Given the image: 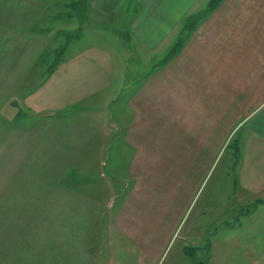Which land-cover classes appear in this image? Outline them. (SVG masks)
I'll list each match as a JSON object with an SVG mask.
<instances>
[{"label": "rangeland", "instance_id": "374dc122", "mask_svg": "<svg viewBox=\"0 0 264 264\" xmlns=\"http://www.w3.org/2000/svg\"><path fill=\"white\" fill-rule=\"evenodd\" d=\"M80 1V27L70 29V36L63 33V40L78 43L79 36L83 40L86 33L82 26L91 28L92 33L86 34L90 41L99 27L116 29L122 40L112 49L119 50L124 61L115 78L125 79L128 87L125 95L123 88L124 97L113 102L95 97L92 104L65 106V114L84 120L86 130L94 132L81 150L70 153V160L65 158L66 152L84 138L74 136V121H60L64 94L56 89L55 72L47 63L45 69L25 71L18 63L24 54L15 57V49L24 47L25 34L30 36L34 30L44 33L53 19L9 30L6 20L1 22L2 16L24 10L20 0H0V264H41L40 235L48 230L49 250L60 241L51 232L56 226L62 231L57 234L65 250L62 264H264V166L252 167L245 180L236 176L237 140L243 129L236 128L226 137L237 117V113L232 118L227 112L233 106L231 97L217 116L207 109L215 96L205 93L203 102H198L200 99L185 92L189 83L195 85L192 81L196 76L205 87L222 90L227 85L223 83L227 66L246 67V59L229 54L223 60L225 70L218 69V61L213 65L206 62V69L214 70L199 74L194 69L184 71L178 59L164 71L162 59L168 51L152 59L142 58L125 31L126 20L122 26L116 24L122 17L102 21L90 6L84 7V0ZM237 1L239 8L224 7L198 29V36L194 34L197 48L203 37L216 39L213 34L222 30L228 17L236 22L239 34L263 31L264 26L254 22V18L264 17L263 0ZM63 8L71 10L60 5L46 12H61ZM245 44V48L250 44L256 49L263 47L258 41L246 40ZM103 45L111 46L108 42ZM42 47L49 51L46 59L53 62L54 43ZM29 49L35 50L31 44ZM259 64L257 59V69ZM246 65L252 67L251 62ZM168 68L174 70L170 83ZM150 72L160 74L149 101L153 100V109L146 108V94L142 106L127 104L136 87L145 90ZM216 73L220 80L214 77ZM255 77L257 82L263 80L261 73ZM33 91L32 99L24 96ZM255 91L258 102L264 90ZM239 95L244 97L246 90H240ZM33 100L40 106H32ZM242 106L252 107L242 103L240 113ZM190 111L194 117L204 116V129L209 118L218 117L208 126L207 140L190 137L191 121H184ZM135 125L136 137L127 136ZM54 180L61 182L59 191L51 183Z\"/></svg>", "mask_w": 264, "mask_h": 264}, {"label": "crops", "instance_id": "0c3cea01", "mask_svg": "<svg viewBox=\"0 0 264 264\" xmlns=\"http://www.w3.org/2000/svg\"><path fill=\"white\" fill-rule=\"evenodd\" d=\"M212 1L213 0H84L86 3L84 7L90 6L93 9L94 15H97L99 19L105 22H114L115 19L122 17L118 20L119 22L116 23L119 26H122L125 24L126 20L127 24H125V31L129 34L130 40H134L136 51L142 58L146 57L152 59L155 56H158L161 51H164V53L168 51L162 59L164 62V71L167 66H175L178 59L184 64V71L190 72L194 69L195 74H199L203 70L209 72L214 70L213 67L206 69V62L213 65V62L216 63L218 61V69L225 70L226 65L223 63V60L227 55H243V59H246L244 61L246 67L239 68L238 65H228V75L223 78V83L227 85H223L222 90L214 86L211 88L209 86L205 87L199 79V76H196L195 80L192 81L195 85L193 86L189 83V87L186 86L185 92L187 90L193 98H196L197 100L200 99L198 102H203L202 97L205 93L215 96L212 103L207 105V109L208 112L212 111L217 116L219 113L222 114L223 105L226 100L231 97V104H233V106L232 109L227 112L231 113L232 118L237 113V117H235L234 124H232L229 131L226 133V137H228L236 128H238V130L243 129L237 140L238 153L236 152V156H238V161L236 162V176L245 180L250 177V170L252 167L256 166L257 168H260L264 166V92L261 91L262 93H259L263 95V97H261L258 102L255 100V90H264V28L263 31H260L257 34L254 31L252 33L249 32L248 34H239L238 28H234L236 22H231L230 20L232 19L228 17L223 20L222 30H218V32L213 34L216 35V39H212L211 41L210 35L209 37H203V39L201 38L202 41L199 40L201 47L197 48L198 44L195 41L194 34L202 25H204V23L213 19V16L218 14L226 6V9L230 7H233V9H236V7L239 8L237 0H219L217 5L211 8ZM20 2L21 9L24 10L22 14H15L10 17L2 16L4 19L0 18V20L3 19L1 22L6 20L9 30H12L16 25H22L24 28H29L35 21H38L39 19H47V17L53 19V23H51L50 27H48L44 33L43 31L34 30L30 31L32 32L29 34L30 36H26L25 34V41L23 43L24 47L22 50L15 49L17 51L15 57L21 53L24 54L22 56V61H19L18 63L23 64L25 71L31 70L32 68L43 69L42 67L45 69V67L49 66L52 68V71L55 72L56 89H61V93L63 92L64 94L63 100L60 101L62 103L61 109L63 111H61L62 113L59 117L60 121L61 118L64 121H74L75 126L73 127H76L74 128V136L78 135L84 138L76 145L74 144L72 148L66 152L68 155L65 158L73 160L70 157V153L74 150L77 152L78 150H81L88 143V138L92 137L94 132L93 129H91V131L86 130L85 127L88 124H82L85 122L84 120L79 118L75 119L73 115L69 116V114H65V106L78 103L92 104L93 102L91 99H94L95 97H100L101 99L107 98L110 99V102L119 99L120 96L124 97L123 95H125V90L128 87L126 84L127 82H125V79L121 80L120 78H115L119 71L120 62L124 61V59H122L119 50L112 49V45L119 47L120 41L122 40L120 39L121 35H118L116 29L109 30L108 28L99 27L95 30L94 34H91L92 41H90L87 40L89 36L87 37L86 34L88 32L92 33L90 30L91 28H83L82 26L81 29H84V32L86 33L83 40H81L82 38L79 36L77 37L78 43H74V41L71 40L65 42L63 40L64 35L62 34L66 32V34L70 36V29H74L75 27L79 29L80 27L79 21L81 18L79 17V6L77 5L82 1L68 0L62 3L59 0H20ZM60 5H68L71 10L63 8L61 12L54 13L48 10L46 12L47 8L55 9ZM252 7L253 5L251 8ZM254 8L255 5L253 9ZM262 8H264V6H262ZM33 10L35 13L32 12ZM232 14L234 13L232 12ZM243 18L244 16L241 17V19ZM64 19L67 21L58 25L56 24L58 20L60 21ZM192 21H194L193 24H191ZM254 22L255 24L258 23L264 26V17L262 20H256L254 18ZM179 40H181L179 48L169 57L174 44ZM246 40L255 43L258 41V46L260 45V42H262L263 47L259 46V49H256L253 48V44H250L252 47L249 46L250 48H245ZM49 42L50 44L52 42L54 43V47L51 49L55 53V59L53 62H49L50 60L46 59L49 51L45 52V48L42 47V45L47 47ZM105 42L110 43L111 46L106 48L105 45H103ZM29 43L35 48V50L29 49ZM203 45H208V47L204 48ZM161 48L162 50H160ZM28 55L32 56L28 57ZM257 59H259L260 63L258 65L260 68L258 69L256 65ZM11 61L12 57H10L9 63H11ZM231 61L233 63L234 58H232ZM250 62L252 63L251 68L246 65L247 63L250 64ZM46 63L48 66H45ZM168 71L167 83H170L171 74H174V70H171L170 72V69L168 68ZM177 72L180 71L177 70ZM257 73L263 74L262 81L259 80L257 82L255 80V74ZM235 75H237V77H235ZM159 77L160 74L151 73L150 80L145 84V90L142 86H140V88L136 87L127 98V104L133 105L134 108L142 106L146 94L149 97V99L146 100V108L149 111L152 110L154 103L152 100L149 104V101L151 95L154 93V89L158 87ZM214 77L216 80L221 79L219 73H216V76ZM123 88L124 93L122 95ZM195 90L198 92H195ZM240 90H246V95L242 98H240L239 95ZM58 93L61 94L60 92ZM33 94L34 91L27 93L24 96H27V99H32ZM232 99L235 100L233 101ZM213 102L215 104H213ZM31 103L34 107L40 106L34 100ZM242 103L243 105H252V107L248 109L247 107L242 106L243 110L242 113H240V105ZM200 105L202 104H199V106ZM253 105L258 106L253 107ZM190 117L187 118L185 116L184 120L188 122L189 120L191 121L190 137H194L195 139L198 137H204L205 140H207L209 136L208 126H211L213 122H216L218 117L209 118L210 121H208L209 123L206 122L205 129L203 128L204 116H202V114L200 117L199 115L194 117L190 111ZM148 119H150V117H148ZM153 121L154 118L151 115V124ZM135 132H137L136 125L127 133V136H133L132 138H134L136 137ZM69 164L72 165L74 163L69 162ZM66 168L68 167L66 166ZM238 181L239 180H237V182ZM51 183H54L55 186H57L55 189L59 191V185H61V182L54 180V182L51 181ZM58 194H60V192H58ZM51 232L56 233L55 238L61 241V235L57 236L58 233H62L58 226L55 227V230H51ZM47 233L48 230H45V232L40 235L41 264H48V262L52 264H62L65 254V250L62 246L63 242L57 241L56 245L50 247L48 250ZM2 247H4V244ZM2 250L3 249L1 248V251Z\"/></svg>", "mask_w": 264, "mask_h": 264}, {"label": "trees", "instance_id": "16d2710c", "mask_svg": "<svg viewBox=\"0 0 264 264\" xmlns=\"http://www.w3.org/2000/svg\"><path fill=\"white\" fill-rule=\"evenodd\" d=\"M218 2H219V0H213L212 3H211V8L216 6ZM180 44H181V40H179L178 42H176L174 44V46H173V48L171 50L172 52H171V54H169V57L172 56L174 51H176L179 48Z\"/></svg>", "mask_w": 264, "mask_h": 264}]
</instances>
